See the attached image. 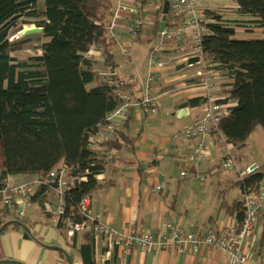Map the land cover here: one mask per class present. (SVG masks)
<instances>
[{
	"label": "trees",
	"instance_id": "1",
	"mask_svg": "<svg viewBox=\"0 0 264 264\" xmlns=\"http://www.w3.org/2000/svg\"><path fill=\"white\" fill-rule=\"evenodd\" d=\"M148 2L140 0L142 12ZM232 2L238 17L234 23L206 9L207 32L201 46L229 79L225 98L218 101L234 102L214 133L224 135V142L240 151L257 128L264 130V0ZM116 10V0H0V201L8 177L19 175L36 177L39 189L30 195V202L42 200L46 192L59 187L66 166L65 179L73 181L64 192L62 218L82 222V202L103 188L97 177L106 168L107 154L130 145L126 133L117 128L112 136H105L100 148L92 141L110 124L109 116L121 102L118 87L102 77L88 57L96 48L108 66L116 67L113 49L117 42L112 35ZM162 13L163 6L156 16V35L165 25ZM30 21L43 32L13 38ZM240 27L248 32L260 29L263 36L239 38ZM42 40L41 54L16 56ZM207 101L195 97L184 106H202ZM263 184L264 165H259L246 178L239 176L235 186L249 195ZM15 206H0V231L23 225L13 216ZM226 212L236 213L242 223L244 199L227 204ZM58 228L65 230L62 223ZM84 233L83 262L97 264L95 237Z\"/></svg>",
	"mask_w": 264,
	"mask_h": 264
},
{
	"label": "crops",
	"instance_id": "2",
	"mask_svg": "<svg viewBox=\"0 0 264 264\" xmlns=\"http://www.w3.org/2000/svg\"><path fill=\"white\" fill-rule=\"evenodd\" d=\"M219 1L221 2L203 0L206 8L211 6V10L221 5ZM229 1L231 5L227 7L235 9L232 0ZM120 2L129 3L130 0H116V8ZM162 5L161 0H149L142 8L144 28L141 43L155 39L156 16ZM123 17L124 15L117 18L114 23L112 35L117 46L113 49V55L117 64L116 73L120 79L127 82V89L135 106L124 124L118 118L114 121L120 123L117 132L126 133L130 145L107 154L106 168L97 177L104 184L103 188L91 199L93 211L103 216L105 224L121 233L127 232L130 226L139 224L145 230L158 235L170 220H177L182 227L193 233L213 228L220 230L236 224V213L227 214L226 207L236 199L243 198L235 183L241 173L255 163H243L239 167L240 159L235 154L238 168L222 170L221 162L227 152L236 153V149L233 145H227L225 140L214 132V145L210 155L197 164L188 163V154L197 151L198 146L184 137L176 139L175 135L194 124L210 101L202 106H184L188 99L208 98L193 89V77L197 76L199 65L189 66L185 63L183 50L171 42L161 41L151 47L150 55L158 51L161 58L164 55L174 56L172 60L175 62H165L166 68L155 87L159 98L158 113L147 114L140 107L139 101L150 68L148 65L143 73H139L129 67L132 63L131 54H135L133 49L129 53L126 50V42L131 38ZM161 28H164V25ZM257 31L262 32L260 29H254L253 33ZM237 36L251 39L248 36L240 37L239 32ZM178 53H181V57ZM88 57L96 61L95 67L99 73L108 70V65L98 49H91ZM99 63L102 70L98 69ZM137 77L139 79H136ZM219 93L218 85V90L211 93V96H214L212 98L218 99ZM184 109L186 113H181ZM103 139L97 135L92 138L96 148H100L99 144ZM185 168H188L189 173L182 177L181 172ZM233 170L236 172H230ZM202 177H206L205 183H202ZM72 181L69 179L67 186L59 185L57 189L46 192L42 200L30 202L27 206L18 198L13 216L20 219L23 225L1 231L0 264H84L80 248L86 243L85 233L69 237L66 230H60L58 226L48 222L49 212L59 205V190L70 187ZM8 185H29V197L39 189L36 177L28 175L10 176ZM20 210H24L25 217L17 216ZM247 242L251 248L252 262L264 257V211ZM95 259L97 264H228L229 261L226 253L212 247H203L198 254L157 247L143 251L136 247L126 249L113 246L110 240L104 237L95 239Z\"/></svg>",
	"mask_w": 264,
	"mask_h": 264
},
{
	"label": "built area",
	"instance_id": "3",
	"mask_svg": "<svg viewBox=\"0 0 264 264\" xmlns=\"http://www.w3.org/2000/svg\"><path fill=\"white\" fill-rule=\"evenodd\" d=\"M164 1L169 4V13L167 24L161 32L162 42H171L183 50L184 47H189L188 52L183 53L184 61L188 63L190 59L198 58L197 65H199V71L196 76L198 82L193 84V89L197 93L200 92L208 96L210 100L205 105L201 117L194 124L184 128L175 135L176 139L184 137L198 146L197 151L188 154V163L197 164L210 155L211 147L214 145L212 134L218 129V125L222 119L230 114L234 102H219L218 99L211 96V93L217 89L216 77H212L211 75L214 74L215 69L219 68V65L208 57L201 46L203 36L207 32L205 26L207 21L206 6L203 0ZM122 15H124L123 19L129 29L130 37L137 42L141 41L144 22L140 9V0H130L129 3H120L116 11V19L121 18ZM149 68L150 72L146 78L139 105L147 114L156 115L159 110V98L156 95L155 87L158 80L162 78L163 70L166 68V64L160 59L158 51L150 55ZM107 72L104 76L118 87V95L121 98V102L115 112L109 116L108 120L110 124L103 127L97 134V137L100 139L101 137L112 136L120 124L119 122H115L114 119L118 118L124 124L129 117L131 109L135 106L126 88V82L117 78V73L113 68H109ZM136 79L139 78L137 77ZM220 137L225 140L224 135L220 134ZM63 167L59 185L67 186L65 177L68 176L69 170L66 166ZM220 167L223 170L237 168L236 156L232 151L228 152ZM248 169L241 173V179L249 175ZM188 173V168H185L181 172V176L186 177ZM201 181L205 183L207 181L206 177H202ZM66 188L59 190V205L49 212L48 222L55 226L62 223L69 237L89 231L92 232L95 239L99 237L109 239L113 246L126 249L136 247L143 251L157 247L181 252L190 251L193 254H198L203 247H212L226 253L229 259L228 264H264V257H259L254 262L251 261V248L247 242L248 237L254 232L264 211V184L257 193L243 195L245 217L242 223L237 222L220 230L213 228L193 233L182 227L177 220H170L158 235L145 230L139 224L130 226L129 230L125 233L112 229L103 222L101 214L93 211L91 198L85 199L81 204V210L85 218L82 222L62 218L64 215L63 196ZM30 191L29 185L15 187L8 185L4 189L5 197L0 201V206L10 203L17 204L18 198L27 206L30 203ZM17 216L20 218L25 217L24 210L18 211Z\"/></svg>",
	"mask_w": 264,
	"mask_h": 264
},
{
	"label": "rangeland",
	"instance_id": "4",
	"mask_svg": "<svg viewBox=\"0 0 264 264\" xmlns=\"http://www.w3.org/2000/svg\"><path fill=\"white\" fill-rule=\"evenodd\" d=\"M220 4H221L220 6L214 7L213 10L218 11L227 21H233V23L235 21L237 22L238 17L236 16L235 10L231 7H227V6L231 5L230 1L229 0H221ZM208 7L212 8L211 6H208ZM33 22L34 21H30L29 24H25L24 29L36 27L35 24H32ZM240 28L241 29H239V31H238L240 34V37L241 36H246V37L248 36L251 38H255V37H262L263 36L262 32L259 33V31H257V32L251 33V32L246 31L244 27H240ZM162 30H163V28L160 29L161 32H162ZM161 32H160V34H161ZM36 34L40 35L41 33H36ZM160 34L158 33V35H156L154 40L148 41L146 43H141V41L137 42V41L133 40L131 37H130L131 39H129L130 41L126 42V43H128L126 46L127 52L129 53V52H131V49H133L134 50L133 53L135 54V55L131 54L132 63L129 64V67L131 68L132 71H134V72L137 71L139 73H143V71L146 70V67L149 65L150 48L153 46H156L159 42H161L162 38H161ZM16 37L18 38L20 36L17 34L13 38H16ZM43 42H44L43 40L42 41H36L34 47L28 48V49L24 50L23 52L18 53L16 56L19 59H23V58H26L30 55L41 54V50L39 49L38 46H40ZM188 49H189L188 46L184 47V50H185L184 52L187 53ZM177 55H179V57H181V53H178ZM121 56L122 55L119 52V57L121 58ZM172 57H174V56L164 55V56H162V59L164 62H167V63L175 62L174 59L172 60ZM94 63L96 65V61ZM101 67H102V65H101V63H99L98 69H101ZM188 70L190 71V69H188ZM214 71H215L214 74L211 76L216 77L215 81L217 82V90H218V85L220 87V93L218 94V100L224 99L225 98L224 93L226 92V86H227L226 84H228L229 79H227L226 77L221 75L222 73L219 70V68L215 69ZM193 78H195L194 82H198L197 77H193ZM219 96H220V98H219ZM233 153L238 155V157L240 159L238 166L242 165L243 163H250V162L251 163L254 162L255 164H259V165H264V130L262 128H257L254 131V133L251 135V137L249 138L247 147L245 149L240 150V151H236V153L233 151ZM227 154H228V152H227ZM236 161H237V159H236ZM230 172L234 173L236 171L233 170ZM237 180H238V178H237ZM212 181H214V179H212Z\"/></svg>",
	"mask_w": 264,
	"mask_h": 264
},
{
	"label": "water",
	"instance_id": "5",
	"mask_svg": "<svg viewBox=\"0 0 264 264\" xmlns=\"http://www.w3.org/2000/svg\"><path fill=\"white\" fill-rule=\"evenodd\" d=\"M168 12H169L168 2H165L164 6H163V16H162V22H164V23L166 22ZM42 32H43L42 28H36V27L27 28V29H23L21 32L18 33V35L20 36L18 38H22V37H25V36H28V35H31V34L42 33ZM197 61H198V59L194 58V59L190 60V64L197 63ZM181 113H186V110L185 109L182 110ZM257 169H258V166L256 164H254L248 169V173L252 174ZM0 234H1V231H0Z\"/></svg>",
	"mask_w": 264,
	"mask_h": 264
},
{
	"label": "bare ground",
	"instance_id": "6",
	"mask_svg": "<svg viewBox=\"0 0 264 264\" xmlns=\"http://www.w3.org/2000/svg\"><path fill=\"white\" fill-rule=\"evenodd\" d=\"M120 3H123V2H120ZM119 3V4H120ZM124 3H126V2H124ZM164 3H165V1H163V5L162 6H164ZM118 4V5H119ZM168 6H169V4H168ZM117 8H118V6H117ZM207 9V8H206ZM117 11V10H116ZM169 13V12H168ZM142 14H143V12H142ZM162 16H163V13H162ZM167 17H168V15H167ZM143 22H144V14H143ZM164 23V22H163ZM167 24V19H166V22H165V25ZM165 25H164V27H165ZM144 28V27H143ZM164 29V28H163ZM142 32H143V30H142ZM142 32H141V34H142ZM160 36H161V34H160ZM162 41V40H161ZM165 43V42H164ZM183 50V49H182ZM183 53H184V50H183ZM160 59L163 61V59L160 57ZM192 59H194V58H192ZM192 59H190V60H192ZM198 59V58H197ZM190 60H189V62L187 63L188 65H197V63H194V64H190ZM198 62V61H197ZM186 63V62H185ZM108 67V69L109 68H113L115 71H116V69H115V67H111V66H107ZM108 71V70H107ZM107 71L106 72H103L102 74L101 73H99L102 77H104L105 78V76H104V74L105 73H107ZM149 74V73H148ZM117 78L118 79H120L119 78V76L117 75ZM120 80H123V79H120ZM123 81H125V80H123ZM146 81V80H145ZM126 82V81H125ZM145 83V82H144ZM195 83V82H194ZM126 88H128V84H127V82H126ZM128 90V89H127ZM207 98V97H206ZM208 99V98H207ZM133 100V99H132ZM141 100V99H140ZM208 101H209V99H208ZM207 101V102H208ZM140 102V101H139ZM135 103V102H134ZM132 110V109H131ZM158 113V112H157Z\"/></svg>",
	"mask_w": 264,
	"mask_h": 264
}]
</instances>
